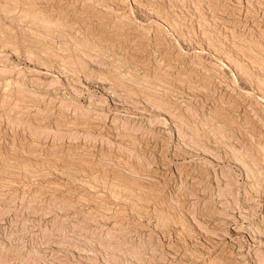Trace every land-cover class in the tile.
<instances>
[{
	"label": "rangeland",
	"instance_id": "rangeland-1",
	"mask_svg": "<svg viewBox=\"0 0 264 264\" xmlns=\"http://www.w3.org/2000/svg\"><path fill=\"white\" fill-rule=\"evenodd\" d=\"M133 2L0 0V264L264 263V0Z\"/></svg>",
	"mask_w": 264,
	"mask_h": 264
},
{
	"label": "bare ground",
	"instance_id": "bare-ground-1",
	"mask_svg": "<svg viewBox=\"0 0 264 264\" xmlns=\"http://www.w3.org/2000/svg\"><path fill=\"white\" fill-rule=\"evenodd\" d=\"M240 1V0H239ZM259 1V0H258ZM257 0H256V2H258ZM250 2V1H249ZM263 2V1H262ZM136 6H141L142 7V5L143 4H141V2H140V0H134V2H133ZM143 3V2H142ZM124 5V4H123ZM122 6V5H121ZM123 7V6H122ZM146 7V6H145ZM213 7V6H212ZM195 8V7H194ZM122 9V8H121ZM213 10H214V8H212ZM124 10V9H123ZM196 10H198V9H196ZM216 10V9H215ZM229 10V9H228ZM194 11V10H193ZM225 11V10H224ZM214 12V11H213ZM220 13H221V11H219ZM158 13V12H157ZM216 13H218V12H216ZM224 13V12H223ZM231 13V12H230ZM118 14V13H117ZM156 14V13H155ZM161 14V13H160ZM222 14V13H221ZM217 15V14H216ZM225 15H227V14H225ZM236 15V14H235ZM218 16V15H217ZM222 16V15H221ZM161 17H162V15H161ZM160 16L158 17L159 19H161V20H164V19H162ZM181 17V16H180ZM220 17V16H219ZM231 17V16H230ZM237 17V16H236ZM164 18H165V16H164ZM214 18V17H213ZM218 18V17H217ZM233 18H235V17H233ZM58 19V18H57ZM212 19V18H211ZM168 20V19H167ZM219 20V19H218ZM221 20V19H220ZM169 21V20H168ZM223 22L225 21V20H222ZM164 22V21H163ZM171 22V21H170ZM219 22H221V21H219ZM225 22H227V21H225ZM224 22V23H225ZM232 22V21H231ZM117 23V22H116ZM165 23H167L166 21H165ZM228 23H230V22H227V24ZM168 24V23H167ZM172 24V23H171ZM173 24H174V22H173ZM233 24V23H232ZM259 24V23H258ZM169 25V24H168ZM173 26V25H172ZM174 27V26H173ZM229 27V26H228ZM227 27V28H228ZM172 28V27H171ZM226 28V29H227ZM236 28H237V26H236ZM247 28V27H246ZM173 29H175V30H177V28H173ZM172 29V30H173ZM260 29V28H259ZM263 29V28H262ZM230 30V29H229ZM234 30V29H233ZM231 31H232V28H231ZM264 31V30H263ZM262 31V32H263ZM52 32V31H51ZM177 32V31H176ZM229 32V31H228ZM233 32V31H232ZM236 32V31H235ZM92 33V32H91ZM231 33V32H230ZM232 34H234V33H232ZM238 36V35H237ZM236 37V36H235ZM235 37H233V38H235ZM103 38V37H102ZM237 38V37H236ZM209 40V39H208ZM238 40V39H237ZM242 40V39H241ZM206 41V40H205ZM235 41V40H234ZM211 42V40L209 41V43ZM236 42V41H235ZM239 42V41H238ZM241 42V41H240ZM205 43V45L203 44V49H207V50H209V51H214L215 49H213V47L215 46L214 45V43L212 44V43ZM243 43V42H242ZM3 44V43H2ZM235 44V43H234ZM233 43H232V45H234ZM244 44H245V41H244ZM211 45H214L213 47L211 46ZM237 45V43L235 44V49H236V51H238V52H240V51H243L244 52V50H247V49H244L243 47H241V46H236ZM6 47V46H5ZM216 48V47H215ZM233 48V47H232ZM240 48H242V49H240ZM246 48H248V47H246ZM252 48V47H251ZM1 49H5V48H1ZM217 49V48H216ZM219 49V48H218ZM217 49V50H218ZM234 49V48H233ZM249 50H251L250 48H248ZM216 50V53L218 52L219 53V51L220 50H218L217 51ZM253 50V49H252ZM251 50V51H252ZM250 51V52H251ZM221 52V51H220ZM225 52V51H224ZM249 52V51H248ZM247 52V53H248ZM222 53V52H221ZM245 54H247L246 52H244ZM252 53H254V52H252ZM237 54V53H236ZM243 54V53H242ZM249 54V53H248ZM197 55H198V53H197ZM244 55V54H243ZM249 55H251V54H249ZM248 55V56H249ZM253 55V54H252ZM219 56L223 59V60H225V61H227L228 63H230L231 65H233L237 70H242V65H241V63H237L236 61L234 62V60L232 59V57L230 56V55H220L219 54ZM247 56V55H246ZM246 56H244V57H246ZM258 58H259V56H257ZM235 58V57H234ZM241 58V57H240ZM249 57H247V59H248ZM251 58V57H250ZM249 58V59H250ZM242 59V58H241ZM239 60V59H238ZM237 60V61H238ZM253 61V60H252ZM255 61H256V58H255ZM255 61H253V62H255ZM242 62V61H241ZM261 62V61H260ZM221 63H222V61H221ZM243 63H245V62H243ZM225 64V63H224ZM250 64V63H249ZM251 64H253V63H251ZM241 65V66H240ZM254 65V64H253ZM252 65V66H253ZM255 65H256V62H255ZM259 62H258V64H257V67H261L262 65H259ZM193 66V65H192ZM244 66V65H243ZM246 67H248L247 65L245 66V68ZM215 68V67H214ZM252 68V67H251ZM254 68V67H253ZM263 68H264V65H263ZM263 68L261 69V70H263ZM256 69V68H255ZM254 69V70H255ZM257 69H259V68H257ZM253 70V71H254ZM244 71L245 70H243V73H244ZM249 71H250V69H249ZM237 72V71H236ZM246 72V71H245ZM259 73H260V71H258ZM238 73V72H237ZM241 73H242V71H241ZM241 73H240V75H241ZM256 73V72H255ZM244 74H246V73H244ZM262 75V74H261ZM166 76V75H165ZM244 76V75H243ZM246 76V75H245ZM250 77V76H249ZM258 78V77H257ZM235 80V79H234ZM258 80V79H257ZM259 81H261V80H259ZM258 82V81H257ZM255 83V82H254ZM263 83V82H262ZM236 84V83H235ZM261 84V83H260ZM259 83H258V85H260ZM157 85V84H156ZM263 85V84H262ZM258 87V86H257ZM260 87H261V85H260ZM264 87V86H263ZM260 89V88H259ZM7 91V90H6ZM259 91H262V90H259ZM252 93V92H251ZM176 119H174L173 117H171L170 118V123H171V125H174V126H176ZM170 132V131H169ZM175 136H174V138H175V140L179 143L180 142V134L179 133H176V134H174ZM235 153V152H234ZM208 155V154H207ZM208 156H212L211 154L210 155H208ZM235 156V155H234ZM213 157V159L215 160V161H217V158H214V156H212ZM239 158V157H238ZM245 158V157H244ZM234 159V158H233ZM48 160V159H47ZM207 160V159H206ZM205 160V161H206ZM221 160V159H220ZM232 160V159H231ZM208 161V160H207ZM219 161V160H218ZM232 161H234V160H232ZM236 161H238L237 159H236ZM235 161V162H236ZM241 161V160H240ZM209 162V163H208ZM207 162V166H209V168H212L213 170L218 166V164H216L214 161H208ZM239 162V161H238ZM240 163V162H239ZM241 163H243L242 161H241ZM8 164V163H7ZM6 164V165H7ZM29 166V165H28ZM242 166H244L245 168L247 167L248 168V166H245V164L244 165H242ZM166 167H168V166H165V167H163L164 169H166ZM220 167H222V165H220ZM8 168V167H7ZM26 168V167H25ZM32 168V167H31ZM219 168V167H218ZM218 168H217V170H218ZM247 168H246V170H247ZM67 169V168H66ZM25 171H26V169H25ZM27 171H30L29 169L27 170ZM169 171V170H168ZM32 172V171H31ZM30 172V173H31ZM34 172H36V171H34ZM38 172V171H37ZM39 173V172H38ZM32 174V173H31ZM30 174V175H31ZM42 174V173H41ZM41 174H38V176L39 175H41ZM14 175V174H13ZM25 175V174H24ZM28 175V174H27ZM97 175V174H96ZM208 176V175H207ZM32 177V176H31ZM36 177V176H35ZM39 178V177H38ZM48 178V177H47ZM120 180V179H119ZM12 182V181H11ZM14 182V181H13ZM19 184V183H18ZM126 184V183H125ZM94 185V184H93ZM1 186V185H0ZM44 186V185H43ZM45 189V188H44ZM128 190V189H127ZM264 190V189H263ZM132 191V190H131ZM122 192V191H121ZM133 192V191H132ZM129 193H131V192H129ZM11 194V193H10ZM134 194V193H133ZM137 193H135V195H136ZM127 195V194H126ZM139 195V194H138ZM157 195V194H156ZM119 196V195H118ZM132 196V195H131ZM102 198V197H101ZM129 198V197H128ZM132 198V197H131ZM133 198H136V197H133ZM137 199H139V198H137ZM129 200H131V199H129ZM128 200V201H129ZM134 200H136V199H134ZM137 201V200H136ZM141 201V200H140ZM133 203H134V201H133ZM139 203H141V202H139ZM220 205H221V203H220ZM74 206V205H73ZM111 208V207H110ZM217 209V208H216ZM148 213V212H147ZM213 214H215V216H213ZM212 214V216L213 217H215V221H214V224H215V226L213 225L212 226V229L211 230H209L210 228H208L207 227V229H202L201 230V233H202V236L205 238V241H206V246H205V242L204 243H201L200 245H199V247L202 249V250H204L205 252L207 251V249L209 248L210 249V245L212 246V247H215L216 245H219V246H226V247H223V251L221 252L220 251V253L222 254V255H224L225 257H232V255L230 254V252H229V254H227V252H226V250H225V248H230L229 250L230 251H232L234 254H235V256L236 257H239V256H241L240 254V245H239V249H237L238 251H236L235 249H234V247H232V246H228V242L229 241H234V239L235 238H233V236H235L236 235V237L238 238L239 237V239H240V237H241V231H242V229L244 228H242L241 229V231L239 230V228L237 227V226H231L230 228H231V230L234 232V233H232V232H229L228 230H227V228H226V231L227 232H229V233H232L231 235H227V233L226 232H224L223 231V226L226 224L228 227H229V225L228 224H230V222L232 221V220H234L237 216H236V214H235V211H233V210H231V211H229V210H227V209H225L224 207H223V210H221V211H215L214 213ZM240 214V213H239ZM242 218V217H241ZM194 219H196V218H194ZM243 219V218H242ZM197 220H199V219H197ZM236 220H238V217H237V219ZM201 221V220H200ZM200 221H198L199 223H200ZM235 221V220H234ZM194 222H196V220H194ZM238 222H240V221H238ZM197 223V222H196ZM198 223V224H199ZM203 224V223H202ZM241 224V223H240ZM173 225V224H172ZM176 225H178V224H176ZM200 225V224H199ZM238 225V224H237ZM245 225V224H244ZM180 226V225H179ZM210 226V225H209ZM241 226H243V225H241ZM165 227V226H164ZM200 228V227H199ZM180 229V228H179ZM245 230V229H244ZM181 230H179V232H180ZM185 231H187V230H185ZM178 232V231H177ZM183 232V231H182ZM246 232H247V230H246ZM245 232V233H246ZM191 233V232H190ZM228 233V234H229ZM248 233V232H247ZM183 234V233H182ZM250 236V235H249ZM262 236V235H261ZM23 237V236H22ZM195 237V236H194ZM188 238V237H187ZM227 238H229V241H228V239ZM189 239H191L190 237H189ZM193 239V238H192ZM242 239H245V238H242ZM252 239H254L253 237H252ZM223 240L225 241V243L227 244H224L223 243ZM241 240V239H240ZM196 241V240H195ZM201 241V240H200ZM203 241V240H202ZM246 241V240H245ZM255 241V240H254ZM237 242H238V240H237ZM242 242V241H241ZM207 243L209 244V245H207ZM242 244V243H241ZM23 245V244H22ZM236 246V245H235ZM243 246V245H242ZM241 246V247H242ZM250 246V245H249ZM103 247V246H102ZM19 249V248H18ZM69 249V248H68ZM135 249V248H134ZM233 249V250H232ZM244 249V248H243ZM247 249V248H246ZM252 249V248H251ZM255 249V248H254ZM32 250V249H31ZM175 250V249H174ZM198 250V249H197ZM211 250V249H210ZM220 250H221V248H220ZM237 252V253H235V251ZM261 250V249H260ZM17 251V250H16ZM21 251V250H20ZM176 251V250H175ZM248 251V250H247ZM14 252V251H13ZM56 252V251H55ZM197 253H198V251H196ZM216 252H218V251H216ZM19 252L17 251V254H18ZM178 253V252H177ZM195 253V252H194ZM200 253V252H199ZM204 253V252H203ZM240 253V254H239ZM242 253H243V251H242ZM246 253V252H245ZM245 253H243V254H245ZM16 254V255H17ZM42 254V253H41ZM60 254V253H59ZM93 254V253H92ZM191 254L193 255V253L191 252ZM14 255V254H13ZM169 255H171L172 256V254H170L169 253ZM196 255V254H195ZM246 255V254H245ZM23 256V255H22ZM173 256H175V255H173ZM172 256V257H173ZM185 256V255H184ZM198 256V255H197ZM200 256V255H199ZM196 256H194V258H195ZM243 257V256H242ZM246 257V256H245ZM24 258V257H23ZM234 258V257H233ZM185 259V258H184ZM22 260H25V259H22ZM21 260V261H22ZM163 260V259H162ZM216 260V259H215ZM230 260H232V259H230ZM256 260V259H255ZM31 261V260H30ZM29 261V263H31ZM233 261V260H232ZM236 261V260H235ZM5 262H6V260H5ZM4 262V263H5ZM27 262H28V260H27ZM167 262V261H166ZM217 262V261H216ZM223 262V261H222ZM239 262V261H238ZM255 262V261H254ZM261 261L259 260V263H260ZM23 263V262H22ZM28 263V264H29ZM188 263V262H187ZM18 264V263H17ZM24 264V263H23ZM26 264V263H25ZM32 264V263H31ZM182 264V263H181ZM216 264V263H215ZM262 264V263H261ZM264 264V263H263Z\"/></svg>",
	"mask_w": 264,
	"mask_h": 264
}]
</instances>
